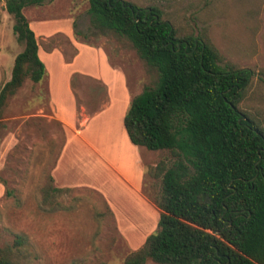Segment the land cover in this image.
Segmentation results:
<instances>
[{
	"label": "rangeland",
	"instance_id": "1",
	"mask_svg": "<svg viewBox=\"0 0 264 264\" xmlns=\"http://www.w3.org/2000/svg\"><path fill=\"white\" fill-rule=\"evenodd\" d=\"M125 1L142 8H158L179 34L204 35L223 61L235 69L250 71L238 107L264 125V0ZM3 3L0 0V86L9 79L13 58L22 50ZM87 7V0H47L22 9L37 35V50H55L68 69L58 68L53 56L41 81L33 84L25 79L1 110L0 248H11L17 264H121L156 228L159 211L153 202L159 195V180L148 178L145 171L160 161L171 164L170 154L137 148L142 156L137 196L97 155L72 139L71 133L64 135L52 116L51 108L56 107L70 123L71 113L77 111L73 129L92 117L84 139L100 154L117 149L114 152L123 156L126 149L120 134L124 133L120 104L107 112L103 107L110 101L108 87L116 102L120 94L114 92L113 81L97 78L95 50L102 51L107 67L118 75L119 89V79L124 77V107L120 108L124 113L131 98L156 80L155 72L145 66L125 39L91 28ZM70 21L80 35L73 34ZM70 28L73 40L65 34ZM74 42L88 51H82L72 62ZM70 67L85 73L74 71L68 76L71 93H66V71ZM63 142H67L68 152L56 182L71 188L67 194L55 195L49 205L43 202L44 192L49 185L56 187L51 172ZM110 155L115 170L125 173L122 161ZM17 237L19 245L15 244Z\"/></svg>",
	"mask_w": 264,
	"mask_h": 264
},
{
	"label": "trees",
	"instance_id": "2",
	"mask_svg": "<svg viewBox=\"0 0 264 264\" xmlns=\"http://www.w3.org/2000/svg\"><path fill=\"white\" fill-rule=\"evenodd\" d=\"M45 1L4 0L22 50L0 86V114L25 79L37 84L44 76L22 9ZM87 5L91 28L125 39L156 74L123 115L128 141L172 159L146 167V176L159 180L156 228L121 264H264V125L238 107L250 71L223 61L204 35L179 34L154 6ZM68 192L49 185L43 202L52 205L55 195ZM13 256L0 248V264H17Z\"/></svg>",
	"mask_w": 264,
	"mask_h": 264
},
{
	"label": "crops",
	"instance_id": "3",
	"mask_svg": "<svg viewBox=\"0 0 264 264\" xmlns=\"http://www.w3.org/2000/svg\"><path fill=\"white\" fill-rule=\"evenodd\" d=\"M71 24H72V21H70V25ZM28 27L30 28L31 31L34 30L33 27H31L29 24H28ZM32 32L34 34L35 41H36L37 35H36L35 31H32ZM65 34H66V37H68L70 40H73L72 39V36H71L72 35L71 28L68 29L67 31H65ZM74 48L76 49V54L72 58V60H70L72 62L73 61H76V59L78 57H80L79 54L82 51H84V50L88 51V49L86 47L80 46V44H77L75 42H74ZM54 51H51V52H48V53L47 52H41L40 53L37 50L38 58L42 62L43 66H44V69L46 70V67H50V64H51V61H52L51 58L53 56H56V59L58 60V64H56V65L59 66L58 68L61 67L64 70L65 69H68L67 66H65V64L63 62L62 56L59 53H56ZM93 61L98 62V77L97 78H99V76H100V78L102 77L101 79H103V80L113 81L114 82V85H115L113 87L114 92H117V93L120 94V97H119V99H117V102H116L115 99H113L111 93L109 92L110 91L109 90L110 87H108V93L110 94L111 97H110V101H109L108 100V97L109 96H106V100H108L109 102L107 103V106H105V105L103 106V107H105L104 109H106L105 111L106 112L107 111H110L112 108H114L116 110L117 109V106L119 107V104H120V107H119L120 114L119 115H121L122 118H123L124 112H122V110H123L124 105H122L123 103L121 101V98H122V94L125 93V91H126L125 90L124 77L122 76L119 79V81H122V85L120 86V89H119L117 87V85H116L117 78L115 77V76L118 77V75H116V73H113L112 70H110V67H107L108 66L106 64L107 63V60L105 59V56H104V54H102V51H100V49L95 50L94 60ZM101 63H103L105 67L104 66L101 67ZM71 68L72 67H70V70L66 71V75H67L66 81H67V83H66V86L65 87H66V90L68 91V92L66 91V93H71L70 87L68 85V79H69L68 76L70 77V75L73 74L72 72H74V71H75L74 74H80V75H82V73H85L83 69H76V68H72L71 69ZM105 72H106V74H105ZM115 78H116V80H114ZM125 97H126V95H125ZM50 101L52 102V104L55 103L54 100H50ZM51 110H52V116H53L54 120H56V122H58L60 124V126L62 127L63 132H64V135L66 134V136H67L69 133H71L72 139L76 140L80 145H83L89 151H92L95 155H97L98 158L101 160V162L103 164H105L111 171L114 170L117 173V175L122 179V182L124 183V185L126 187H128L137 196H138V194H140V183H141V176H142V169H141L142 164L140 162V159H141L142 156H140L137 153V152H139L138 149L136 147H134L133 145L130 144V142L128 141V139L126 137L125 132L124 133H120V134H122V137H121L122 140L121 141H122V143L124 145V148L126 149L125 154L123 156L122 155H119V154H117V153L114 152L117 149H112L107 154H104L103 152H102L103 154H100L99 152L96 151L97 148L95 149L90 144V142L88 143L87 140H85L84 137H83V135L85 134V132L87 130H89L88 129V125L91 122L92 117L87 118L84 121V123L79 128L76 127L75 129H73L72 128V125L75 122V117H76L77 111H73L71 113L73 120L69 123L68 120H66L65 118H63L64 116H60V114H58V111H59L58 108H56V107H55V109L54 108H51ZM109 121L111 122V119H109ZM121 126H122V120H121ZM122 129H123V126H122ZM123 131H124V129H123ZM106 136H108V135H106ZM64 142H65V139H64ZM64 142L62 144V147L60 148V151L58 153V156H57L55 165H54V167L52 169V172H51V176H52V179L54 180V184L56 185V188H71V187H68L66 185L58 184L56 182V176L57 177L60 176V174L57 175V173H60V171L62 170L61 169V161L64 158L66 152H68V150H67L68 144H67V142H66V144ZM99 151H101V150H99ZM110 154H112V156L118 157L122 161L123 166H124V172L125 173L121 174L120 172H118L117 170H115V168L110 163V158H108V156L111 157ZM136 154H138V155H136ZM106 204L111 207V205H110L109 202L106 201Z\"/></svg>",
	"mask_w": 264,
	"mask_h": 264
}]
</instances>
